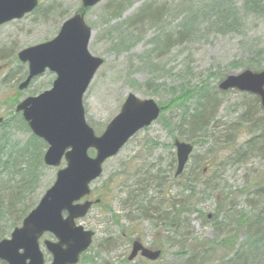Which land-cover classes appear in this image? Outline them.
<instances>
[{
	"label": "rangeland",
	"instance_id": "374dc122",
	"mask_svg": "<svg viewBox=\"0 0 264 264\" xmlns=\"http://www.w3.org/2000/svg\"><path fill=\"white\" fill-rule=\"evenodd\" d=\"M40 1L37 11L0 27V65H6L0 73V116L9 123L5 129L0 127V138L9 133L11 141L20 145L29 141L31 134L15 111L16 105L27 96L49 89L55 75L47 71L26 90L18 89V78L26 73V67L15 62L17 52L56 36L63 21L75 14L82 4V0ZM116 1L120 0H103L86 14V21L94 32L89 50L105 59L84 96L88 122L96 134L103 133L120 111L128 93L141 98L152 97L164 107L182 91H190L187 104L193 109L197 105L195 90L206 87L216 101L209 125H206L209 128L206 136L195 132L191 137L197 142L188 167L196 170H202V166L211 167L207 177L216 174L220 186L218 192L198 194L193 201L198 203L196 211L184 217L176 230L160 222L157 225L137 211L127 210L132 202L129 193L132 187L141 189L148 184V195L157 200L169 192L171 196L176 195L175 189H167L172 187V164L176 166L177 162L172 133L183 141L192 140L181 136L187 135L189 128H180L179 123H183L181 109L172 107L151 126L130 138L119 154L104 164L103 175L92 182L90 198L100 199V203L94 204L77 224L94 230L95 236L78 264H219L229 261L245 236L237 230L232 235L237 243L232 249L216 246L222 236H227L234 228L231 226V231L221 235V229L216 228H221L225 214L217 219L215 214L220 206L226 208L228 205L236 212L253 214L257 211L248 200L253 199L257 204L259 199L251 197L252 192L246 193L247 186H244L263 162L258 151L240 163L226 161V158L235 145L254 135L250 123H239L242 111L248 113L246 117L251 116L259 122L264 114L258 110L255 95L237 89L222 92L217 86L226 74L241 72L247 67L264 69V3L258 4L259 0H129L132 3L117 16L111 12ZM145 5L160 11L155 15L148 11L150 19L140 20L130 29L127 21ZM163 116L170 119L171 126L164 125ZM227 127L229 133L225 140L226 134L221 131ZM40 146L44 153L47 143L43 141ZM90 153L95 155L93 150ZM198 161H202L200 166ZM58 168L41 166L32 185L33 191L25 188L20 193L22 196L19 195L21 201L12 209L18 214L24 208L32 210L54 183ZM156 175H161L163 180L167 176L171 183L161 191L156 190ZM10 178V175L9 178L4 175L0 179V234H5L4 237H10L15 227L6 207L10 202V188L15 189L14 185L20 180V177H14L9 182ZM123 232L128 239L122 238ZM47 238L55 240V237L47 233L41 238L45 261L50 262L52 254L43 243ZM138 238L147 247L161 249L157 261L141 256L135 260L127 258L132 250L131 242ZM211 247L218 249L208 254ZM194 252H198L197 257ZM190 256L195 257L193 263L187 262ZM0 264L7 263L0 260Z\"/></svg>",
	"mask_w": 264,
	"mask_h": 264
},
{
	"label": "water",
	"instance_id": "95a60500",
	"mask_svg": "<svg viewBox=\"0 0 264 264\" xmlns=\"http://www.w3.org/2000/svg\"><path fill=\"white\" fill-rule=\"evenodd\" d=\"M102 1L82 0L81 11L64 21L56 37L18 53L22 62L29 63V74L20 88H26L34 77L47 69L56 73L50 90L24 99L16 110L23 111L32 131L48 143L44 163L59 167L64 160L66 166L58 169L55 182L24 217L22 225L14 228L10 238L0 241V260L8 264H78L95 234L92 229L77 224L94 203L90 199L82 201L89 196L91 183L103 174L106 160L116 156L131 137L160 117L162 106L154 98L128 93L120 111L102 134H96L88 123L84 95L96 72L104 65V58L89 51L93 29L85 16L88 8ZM38 4L39 0H0V26L23 18ZM219 88L250 92L261 100L264 108V70L256 72L246 68L228 74ZM2 121L0 117V125ZM174 144L178 158L176 175H180L194 147L179 139ZM90 149L96 151L94 156L88 152ZM47 232L56 239L44 240L47 251L53 256L48 263L39 241ZM132 248L130 260L140 252L144 258L156 261L162 253L161 249L144 247L138 239Z\"/></svg>",
	"mask_w": 264,
	"mask_h": 264
},
{
	"label": "trees",
	"instance_id": "16d2710c",
	"mask_svg": "<svg viewBox=\"0 0 264 264\" xmlns=\"http://www.w3.org/2000/svg\"><path fill=\"white\" fill-rule=\"evenodd\" d=\"M130 1H116L115 5L112 8L113 11L111 12H115V15L121 16L125 11L126 6H129L132 3ZM263 3V0H259L258 4ZM37 8L35 11H37ZM80 9L81 6L77 11H80ZM148 11H153L155 15L157 14V12L160 11V9L156 10L152 7H149L148 5L143 6L139 12H137L133 17L130 18V20L127 21V26L131 29L135 26L136 23L140 22V20L142 22H145L147 19H150L151 13L147 14ZM188 24L189 23H187V25ZM15 62H19L18 58L15 60ZM219 91L221 90L219 89ZM195 92L197 94V105L193 109H191L190 106L187 104V101L191 96L192 92L182 91V94L177 98H174L170 105H164L161 112L162 114L165 111L170 110L174 106L181 109L183 123L180 122L179 126H181L180 128L183 129L185 126L189 128L187 135H181L183 138L184 136H188L189 138L194 137L193 135L195 132H199L202 135L206 136V133L209 130V128L207 129L206 125L208 124L209 119L213 114L211 113V109L212 106L215 104L216 100L213 99V94H210L206 87H199L195 90ZM255 99L258 102V110H260L262 114H264V109L261 105V100L257 96H255ZM242 112V119L240 118L239 123H241V121L243 123H250V131L254 135L244 143H241L237 146L234 144L235 147L232 151L229 152L226 161L234 160L236 163H240L246 160L248 156L256 155L257 151L260 153V155H262V167L258 168V170H255L257 171V173H255L254 171L251 174L253 178L249 176L248 183L244 186H247V192H245L248 194L252 192V195L250 196L259 199L260 202L255 204L253 203V199L248 200V203L252 206V209H257V211L253 214L252 212H250L251 215L250 213H246L244 211L236 212V210H234L232 207H229V205L226 206V208L220 206V208L218 209L217 214H215L216 219L220 217V215L225 214V221H222L221 228L218 227L216 229H221V235L224 234L223 232L231 231V226L234 229L227 236H222L223 238L218 241L216 246H220L221 248L227 247L232 249L233 246L237 244L234 243L235 237L232 236L234 232L236 233L237 230L242 231L245 236L243 242L240 244L239 247L236 248V251L233 253V257L231 256L232 258L229 261H223L219 264H263L262 262L264 261V118L261 119V121L259 122V120H253L251 116L246 117L248 116V113L246 111ZM18 116L21 117V121L25 124L26 128L31 134L30 138L28 139L29 141L24 143V145L16 144L15 142L11 141L9 133H3L4 135L0 138V179L4 175L9 178L10 175L11 178L8 181L11 182L14 177H20V180L17 181L14 185L15 189L10 188V202L6 207V210L10 214L11 218L13 217V227L19 225L23 221L24 216L31 209L24 208V210L21 211L22 213L18 214L12 208L15 207L18 202L21 201L19 195L20 197L22 196V194L20 193H23L25 188H29L30 191H33L32 185L34 183V180L39 176V169L41 166L44 167V165H46L43 163L44 154L43 149L40 146L43 141L38 138L33 132L30 131L28 124L23 120L22 116ZM162 119L165 121V126L169 127L172 125L170 119L164 118V116L162 117ZM3 123L4 124L1 127H4L5 129V126L9 123H7L6 120ZM228 130L229 129L227 127L226 129L224 128L221 131L226 134L224 138L225 140H227L228 138ZM180 134H182V132H180ZM172 137L178 139V137H176V135L173 133ZM191 140L195 147L197 141L192 138ZM28 158H30V160L25 162V160H27ZM200 162L202 161H198V166H200ZM172 165L173 166L170 170L173 172L170 177L171 180H173L172 183L168 180L167 176V179L164 178L163 180L161 175H156L155 177L157 178V186L155 187L154 183L153 187H155L156 190L159 189L161 191L163 190V187L166 184L171 183L172 187L167 189L170 191H172V189H175L176 195L171 196L169 194L172 193L169 192L167 193V195L165 194V196H161V200H157L156 197L153 198L152 196L148 195V184H145L143 188L140 183H137L136 185L141 186V189H134L132 187V189L129 190L131 196L130 202H132L131 205L127 207V210L129 212L137 211L140 215L143 216V218L153 220V222H156L157 225L158 222H160V224H164L165 226L167 225L171 230H176L178 225H180V221H184V217L191 215L194 211H196L195 206H197L198 203L193 202L195 200V197L198 194H202L208 191L218 192L220 185L218 184L216 174H214L215 176L207 177V171L211 167L202 166V170H200V168L196 170L195 168H189L187 164L185 168L186 170L181 175L177 176L175 174L174 169L175 164ZM215 183H217V186L214 185ZM250 183H253L252 187H248ZM200 187H202V189ZM146 189L147 192H145ZM139 190H142V192H138ZM187 191H189V193H186ZM179 195H181L182 197L178 199ZM4 235L5 234H0V240L4 238ZM123 237L127 238V235L124 233L122 234V238ZM217 249V247H211V249L208 248V254L215 253ZM197 254L198 252L195 253V257H197ZM195 257L190 256V259H188L187 262H192ZM260 257L262 258L261 260H259Z\"/></svg>",
	"mask_w": 264,
	"mask_h": 264
},
{
	"label": "flooded vegetation",
	"instance_id": "af4514ba",
	"mask_svg": "<svg viewBox=\"0 0 264 264\" xmlns=\"http://www.w3.org/2000/svg\"><path fill=\"white\" fill-rule=\"evenodd\" d=\"M18 53V52H17ZM16 57H17V55H16ZM18 58V57H17ZM23 65H25V67H26V73L25 74H23L22 76H20L18 79H19V84H18V89H20V90H26L28 87H29V85L35 80V79H33L30 83H29V85L26 87V88H20V84L22 83V82H24V80H26L27 78V75H28V72H29V67L27 66V64H23ZM3 71V70H2ZM1 71V72H2ZM0 72V73H1ZM27 97H29V96H27ZM26 97V98H27ZM23 100V99H22ZM21 100V101H22ZM20 102V101H19ZM19 104V103H18ZM140 256V255H139Z\"/></svg>",
	"mask_w": 264,
	"mask_h": 264
}]
</instances>
